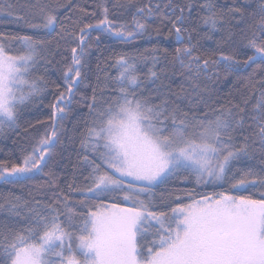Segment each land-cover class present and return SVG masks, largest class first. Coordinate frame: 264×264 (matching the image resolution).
Instances as JSON below:
<instances>
[{"label": "snow or ice", "instance_id": "snow-or-ice-1", "mask_svg": "<svg viewBox=\"0 0 264 264\" xmlns=\"http://www.w3.org/2000/svg\"><path fill=\"white\" fill-rule=\"evenodd\" d=\"M70 6L71 0H0V13L27 29L0 33V132L19 127L21 106L47 89L45 76L32 75L37 66L52 64L61 42L70 52L58 69L62 85L45 131L17 162L0 161V182L51 190L47 201L31 193L0 197V264H264V0H233L227 10L206 0L197 25L193 0H114L112 7L130 11V24L110 19L102 0V19L81 17L71 28L61 18ZM17 8L25 15H15ZM156 16L171 25L174 50L116 53L117 75L99 95L96 87L88 95L91 33L132 43L151 36L148 21ZM217 32L215 49L202 51L201 40ZM175 75L182 78L178 91L165 83ZM221 76L246 81L224 104L209 87ZM74 105L87 115L70 130L65 121ZM62 136H78L87 170L85 183L73 180L67 190L54 171L45 172ZM41 175L45 184L37 183ZM173 179L193 187L161 194L157 203L155 190ZM209 185L222 190L197 191ZM252 189L258 195L238 194Z\"/></svg>", "mask_w": 264, "mask_h": 264}, {"label": "trees", "instance_id": "trees-1", "mask_svg": "<svg viewBox=\"0 0 264 264\" xmlns=\"http://www.w3.org/2000/svg\"><path fill=\"white\" fill-rule=\"evenodd\" d=\"M12 3H19L21 5L26 4L29 0H11ZM61 3H66L67 0H60ZM102 0H71V6L67 9L62 10L61 18L68 24L69 28L73 26L72 22L83 17L84 23H95L97 20L103 18L102 9L98 8L96 5L101 3ZM110 9L109 18L119 23H131L130 11H126L121 8L112 7L114 0H104ZM148 0H138L140 5L147 3ZM167 0H152V4L160 3L163 6ZM187 0H173V3H186ZM206 0H193L194 10L192 12L191 24L197 25L200 23L197 13L204 15L205 13L200 10V5H203ZM212 3L218 6V8H223L227 10L228 7L232 6L233 0H211ZM237 3H244V0H236ZM255 2V0H251ZM78 6V7H77ZM85 9L89 14L95 13V15L85 16L83 12L79 9ZM168 12L167 9H164ZM15 15L24 16L25 11L23 8H17L15 10ZM171 16L170 13H168ZM14 17H8L7 13H0V33L6 35L12 34H25L27 29H21L19 25L11 22ZM148 23L151 25L149 32L144 35L143 38H137L132 43H121L114 37H109L105 34L99 32H92L90 38V47L86 52L87 67L85 71L89 76L90 88L87 90L88 95H91V88L96 87L98 89L97 94L99 95V90L104 88L105 83H111V78L117 75V71L112 65L114 64L115 54L119 52L135 53L137 50L144 52L145 49H152L153 47H159L161 49H168L169 52L174 50L175 36L169 35L168 29L171 25L165 21L164 24L161 23V18L159 16L149 19ZM235 23V21H233ZM80 26H83L82 24ZM159 28L160 32L157 34L156 29ZM78 32V28L76 29ZM201 34L207 31V28L200 29ZM30 34V33H29ZM100 36L99 42H97L96 37ZM195 35V34H194ZM222 33H215L213 40H201L203 45V50H214L216 44L215 40H219ZM75 46V45H72ZM67 46L61 42V47L59 48V54L54 57L50 56L53 63L50 65H38L33 71L32 75L35 76H45L46 79L50 81L47 89L38 97H35L31 102L27 103L25 106L20 108V116L17 121L19 127L14 129L5 128L3 132H0V161H8L9 163L17 162L22 157V149L30 146L33 137L42 134L45 131V124L50 123V116L52 109L49 107L51 103L54 102L55 95L57 93L56 84H61L59 79V68L63 67L62 57H68L70 59V52L66 50ZM52 49L56 50V45L53 43ZM19 48H13L11 54H18ZM243 59V56L240 57ZM45 67L47 71H45ZM146 72L147 69L145 68ZM248 71H251L249 69ZM247 76V72L241 74ZM99 77V80H97ZM181 77L175 75L171 78V81H165V83H171L174 90H179V85L181 83ZM55 83H52V82ZM246 81L244 79H237L235 76H228L224 78L221 76L220 80L216 83L210 84L209 87L214 89L213 99L217 100L219 103H227L228 100L234 99L239 96L240 92L244 90ZM62 90V87H61ZM78 98V97H77ZM74 111L71 116L65 121V125L68 129H72L73 125L79 120L81 125L83 123V118L87 115V108L74 105ZM69 134H72L71 132ZM64 141L63 145H57L55 153L51 160L49 161V167L45 169V172L52 170L56 173L58 177V183L60 186L66 189V185L73 180L77 184L85 183L84 177L87 175L86 166L81 163V150L79 147L78 136H76L73 142L66 140L64 136L61 137ZM47 177L41 175L38 177L37 183L45 184ZM193 187L191 182L181 181L180 179H173L167 185H163L155 190L156 200L159 203V198L161 194L167 196L169 192L180 188L191 189ZM220 188H213L212 186H204L197 191L205 194H211L213 191H221ZM29 193L36 199H41L47 201L51 196V190L47 188L46 184L44 187L40 188L37 185L29 184L25 186H11L0 182V197L5 196H22L26 199H30ZM238 194L243 195H258L256 189H252L248 192H242ZM2 202V201H0ZM4 214L0 213V217Z\"/></svg>", "mask_w": 264, "mask_h": 264}, {"label": "rangeland", "instance_id": "rangeland-1", "mask_svg": "<svg viewBox=\"0 0 264 264\" xmlns=\"http://www.w3.org/2000/svg\"><path fill=\"white\" fill-rule=\"evenodd\" d=\"M66 255H67V252H66ZM52 259L55 261L57 258L56 257H53Z\"/></svg>", "mask_w": 264, "mask_h": 264}]
</instances>
